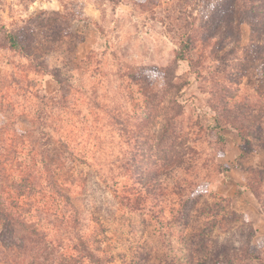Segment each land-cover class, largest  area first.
I'll return each instance as SVG.
<instances>
[{
  "label": "rangeland",
  "instance_id": "1",
  "mask_svg": "<svg viewBox=\"0 0 264 264\" xmlns=\"http://www.w3.org/2000/svg\"><path fill=\"white\" fill-rule=\"evenodd\" d=\"M40 1L0 0V34L33 28L28 57L0 48V264H93L86 249L102 264H188L206 228L229 258L248 247L264 256V0H46L62 18L44 30L34 20L56 10ZM52 74L73 89L65 132L36 135L12 166L50 144L66 207L47 192L18 197L10 172V138L43 107L35 94L61 89ZM153 174L162 203L147 195L130 208L137 175ZM34 228L55 261L35 248ZM253 256L222 264H259Z\"/></svg>",
  "mask_w": 264,
  "mask_h": 264
},
{
  "label": "trees",
  "instance_id": "2",
  "mask_svg": "<svg viewBox=\"0 0 264 264\" xmlns=\"http://www.w3.org/2000/svg\"><path fill=\"white\" fill-rule=\"evenodd\" d=\"M113 1L119 2L121 0H113ZM241 8H242V4H241ZM74 16H78V13H76L72 17ZM60 18H62V13H60L59 11H53V12H48L47 16L42 15L41 16L42 22L34 20L35 21L34 23L36 27H42V29L44 30L45 28H48L49 26H51V23L56 24L57 22H59ZM58 26L60 25L58 24ZM24 27H25V30H23L22 32L4 30L2 34H0V48L16 51V52L21 53L23 56L28 57L29 52H32L31 45L33 43V40L31 38L30 33H32L33 28L32 27L29 28L27 26H24ZM63 35L64 33H62L61 31L56 32V33L55 31H51L52 37L49 39V42L51 43H53L54 41L56 43L60 42L62 41L61 37H63ZM51 46L52 45L50 44L49 47L51 48ZM33 53H34V49H33ZM34 56L38 57V59H36L37 62L35 61L36 62L35 71L42 72V74H47L46 71H47L48 65L45 63L43 59L44 58L43 55L35 51L33 57ZM52 75L55 77V79L59 83V88L61 89L59 90L58 93L55 92L54 94H46L44 92L35 94L36 97L41 102V105H43V107H40L38 109V112L33 113V115L26 116L30 124V127H31L27 130L26 135H24L23 137H18V138H16L15 136H12L10 138L12 140V143L10 144L12 146V149H10V151L13 153V156H15L9 159L11 163L10 172L12 174L17 173L20 178L19 182L15 185V193L18 197L19 196L27 197L28 194L33 195L34 193H38L44 196V193L47 192L48 195L52 196V200L54 199L53 201H56L55 202L56 205L60 203L62 204V206L66 207V205L67 206L73 205L70 200V195L66 192H63L60 189L58 182L56 180L57 177H56L55 166L49 163L48 161L45 162V158H44L45 152L48 150L50 144L45 145L44 146L45 149H42L41 151H39L36 147H34L32 153H27L28 158L27 159L25 158V161H23L22 165H20L19 167L12 166V162L14 160L19 159V157L22 155L20 150L28 146L29 143L32 141L30 139H33L36 135L44 136L46 142L48 143L49 136L52 134L54 125H56L58 130L62 131V134L63 132H65L64 127L67 125L69 116H71L68 110L69 105L67 102L70 98V93H71L70 91L71 90L73 91V89L70 86L63 87L58 75L57 74H52ZM139 79L145 80V78L143 77H140ZM2 103H4L3 99L0 102V104ZM114 118L115 117L111 116V119H114ZM59 123H61L63 127L59 128L58 127ZM234 129H238V128L234 127ZM138 133L139 132H137V134ZM239 134H240V130H239ZM240 137L244 138L243 135H240ZM18 148L20 150H18ZM32 148H33V145L30 149ZM169 152L172 154V156H176L173 154L171 149ZM39 156H42V157L38 159ZM145 157L148 158L147 155H145L144 158ZM168 159L169 158H166L165 160H168ZM174 159L172 157L171 161L177 162V163L180 162L179 159L176 161H174ZM7 161H8V158H7ZM165 163L168 164L166 161ZM165 163L163 164V166L165 165ZM127 165L128 166L126 167V171H128L131 168V166L135 167L133 165H129V163H127ZM172 167L174 169L173 170L174 172L178 171L174 163ZM138 170L139 169L136 166L135 171H138ZM173 171H170L169 173L173 174ZM135 183L138 186L136 185L135 187V185H133V187L131 188L132 191L135 190L134 191L135 195L133 196V198L129 197L128 202H127L130 208L134 210H141L142 207H144V204H145L144 200L147 195H152V200L154 201L155 204L162 203V197H163L162 195H164L163 194L164 192L160 190L163 189V183L160 182L158 177H155V174H153V177L146 176V178L141 177V175L140 176L137 175ZM176 183H178V181H176ZM42 185H44V187H42ZM247 186L252 191V193L258 198V194L255 188L252 186V184L249 182L247 183ZM184 189L185 188H183L182 190ZM155 190L157 191L154 192ZM226 200L229 202V199L227 198L222 199L223 202H225ZM214 206L219 207V208L220 207L224 208L223 205H221L220 203H215ZM66 220L68 222L71 219L70 217H68ZM31 230H32V234L35 236V238L33 239L35 248L37 247V245L39 246L40 242L44 243L43 246L38 247V248H40L42 252L43 251L45 252V255H46L45 258H47L48 260L55 261V258L53 256L54 249L51 244L52 241L50 242V241L45 240L44 236H42V233L44 231L43 232L39 231L36 228L31 229ZM204 231H206V233L208 234L211 231V229L206 228V230H201V234L199 235L200 238H198L196 241L191 242L192 248L193 246H195L197 249L195 251H193L194 249H192L188 252L187 254L188 264H222L224 262L228 263L229 261L234 262L236 260H239L241 257H248V256L254 255L252 249L248 247L246 248L248 254L245 253L244 251H243V255L241 253L237 254L238 251L236 250L232 252V255H234V257L232 256L231 258H229L231 256V252L229 253V250L224 246L220 247L221 250L219 251L216 248H213L212 243H210L211 241L205 238L207 234H205ZM43 235L45 234L43 233ZM221 251L225 253L223 255H220ZM60 254L62 255L64 253L61 252ZM84 256H88V258L93 264L103 263L104 258L96 254H93L87 249L85 251ZM253 257L255 259H258V261H260L259 264H264V256H262L261 258L257 256H253Z\"/></svg>",
  "mask_w": 264,
  "mask_h": 264
},
{
  "label": "crops",
  "instance_id": "3",
  "mask_svg": "<svg viewBox=\"0 0 264 264\" xmlns=\"http://www.w3.org/2000/svg\"><path fill=\"white\" fill-rule=\"evenodd\" d=\"M58 1H56L55 2V4H54V6H53V4H52V2L51 1H46V0H44V1H40L39 3H38V6H39V8H44V9H46V10H59L60 8L59 7H56V3H57ZM34 3H37L36 1L34 2Z\"/></svg>",
  "mask_w": 264,
  "mask_h": 264
}]
</instances>
